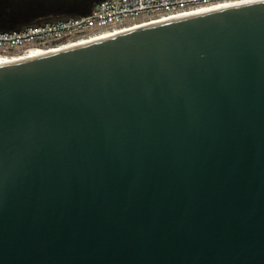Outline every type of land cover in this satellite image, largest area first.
I'll use <instances>...</instances> for the list:
<instances>
[{
	"label": "water",
	"instance_id": "obj_1",
	"mask_svg": "<svg viewBox=\"0 0 264 264\" xmlns=\"http://www.w3.org/2000/svg\"><path fill=\"white\" fill-rule=\"evenodd\" d=\"M0 264H264V0L0 67Z\"/></svg>",
	"mask_w": 264,
	"mask_h": 264
},
{
	"label": "built area",
	"instance_id": "obj_2",
	"mask_svg": "<svg viewBox=\"0 0 264 264\" xmlns=\"http://www.w3.org/2000/svg\"><path fill=\"white\" fill-rule=\"evenodd\" d=\"M240 1L244 0H98L85 14L0 29V57L32 50H64L102 32Z\"/></svg>",
	"mask_w": 264,
	"mask_h": 264
},
{
	"label": "flooded vegetation",
	"instance_id": "obj_3",
	"mask_svg": "<svg viewBox=\"0 0 264 264\" xmlns=\"http://www.w3.org/2000/svg\"><path fill=\"white\" fill-rule=\"evenodd\" d=\"M33 8V10L23 15L9 14V8L0 4V29L22 24H30L41 19L54 18L58 16L71 15L80 12L88 4L89 0H12V3ZM40 17H36V16Z\"/></svg>",
	"mask_w": 264,
	"mask_h": 264
},
{
	"label": "bare ground",
	"instance_id": "obj_4",
	"mask_svg": "<svg viewBox=\"0 0 264 264\" xmlns=\"http://www.w3.org/2000/svg\"><path fill=\"white\" fill-rule=\"evenodd\" d=\"M256 1H261V0H244V1H240V2H235V3H229V4H223V5H217L211 8H206V9H200L198 11L192 12V13H183L181 15H177V16H169L166 18H162L159 20H153V21H149V22H144V23H136L133 25H129L126 26L124 28H122L121 30H116L114 32H102L100 34H97L95 36H92L90 39L83 41L81 43H78L76 45L73 46H81L84 44H90L93 42H97L99 40H103L118 34H122V33H126L135 29H139V28H143L146 26H150L156 23H160V22H164V21H168V20H172V19H176V18H181L184 16H188V15H192V14H196V13H200V12H204V11H208V10H212V9H216V8H221V7H227V6H233V5H240V4H246V3H252V2H256ZM72 46V47H73ZM60 49H55V50H32V51H28L22 54H17L14 56H10V57H0V67L3 66H7L10 64H15V63H19V62H23V61H27V60H32L34 58H39L41 56L47 55V54H52L55 52H58Z\"/></svg>",
	"mask_w": 264,
	"mask_h": 264
}]
</instances>
